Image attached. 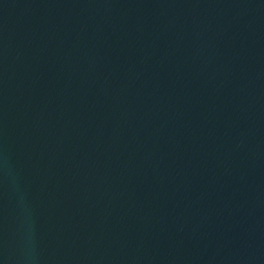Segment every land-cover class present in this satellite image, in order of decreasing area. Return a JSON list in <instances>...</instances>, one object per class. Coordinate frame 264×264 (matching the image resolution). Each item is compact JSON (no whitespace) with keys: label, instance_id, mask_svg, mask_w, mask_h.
<instances>
[{"label":"water","instance_id":"water-1","mask_svg":"<svg viewBox=\"0 0 264 264\" xmlns=\"http://www.w3.org/2000/svg\"><path fill=\"white\" fill-rule=\"evenodd\" d=\"M0 264H264V0H0Z\"/></svg>","mask_w":264,"mask_h":264}]
</instances>
